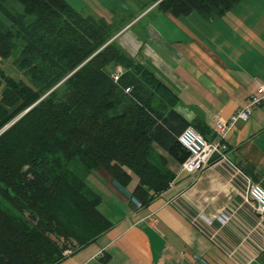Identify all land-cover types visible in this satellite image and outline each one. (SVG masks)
<instances>
[{
    "label": "trees",
    "instance_id": "16d2710c",
    "mask_svg": "<svg viewBox=\"0 0 264 264\" xmlns=\"http://www.w3.org/2000/svg\"><path fill=\"white\" fill-rule=\"evenodd\" d=\"M148 1L209 21L243 0ZM135 19L84 15L67 0H0V60L24 78L0 67V197L18 213L0 206V264H58L70 241L77 251L112 228L89 173L103 170L147 206L175 180L170 163L190 157L178 97L114 39Z\"/></svg>",
    "mask_w": 264,
    "mask_h": 264
},
{
    "label": "crops",
    "instance_id": "0c3cea01",
    "mask_svg": "<svg viewBox=\"0 0 264 264\" xmlns=\"http://www.w3.org/2000/svg\"><path fill=\"white\" fill-rule=\"evenodd\" d=\"M252 9V4L242 6L231 24L240 34L234 47L222 33L214 36L207 29L221 22L226 34L223 19L190 21L164 14L169 27L149 25L154 40L131 36L133 58L178 97L174 110L209 141L218 139L214 122L229 120L264 84V30L247 17ZM227 145L230 161L264 189L263 107L236 124ZM170 170L175 180L147 206L126 198L110 178L89 180L112 228L58 264H195L198 256L207 264H264V221L243 199L244 178L225 165L191 174L170 163ZM98 191L120 204H107ZM222 211L234 214L233 223L221 226L214 219Z\"/></svg>",
    "mask_w": 264,
    "mask_h": 264
},
{
    "label": "rangeland",
    "instance_id": "374dc122",
    "mask_svg": "<svg viewBox=\"0 0 264 264\" xmlns=\"http://www.w3.org/2000/svg\"><path fill=\"white\" fill-rule=\"evenodd\" d=\"M67 1L80 13L84 15H91L96 18H103L112 21L116 19L119 20V18L123 19L130 17L133 19L136 17V19L133 22L127 25L114 38L117 39L119 45L125 51H127L128 54H130L131 56L136 51V46L134 47V44L131 43V36L133 38L136 37L140 39L144 37H148L149 40H154L155 38L152 37V32L149 29V25H153L154 27H158V26L160 27L161 25H165L166 27L170 26L167 20H165L166 17L164 16V13H162L157 9H154L155 8L154 5L150 7L148 0H67ZM246 4L248 5L252 4L254 7V9L250 10L247 17L250 19L251 22H256L258 24L257 27L263 31L264 30V0H243L241 2V5L235 6L223 18H221L225 20L229 25V29L223 26V29L226 31V34L223 31H221V22L219 23L220 26L207 25V29H209L208 31L212 32L214 36L215 35L220 36L222 33L224 35V38L228 39L230 46L234 47L237 41L239 40L240 34L239 32L236 33V31H233V29L231 28V24H233L237 20L238 16L242 13L241 12L242 6H246ZM7 7L15 13L23 12L22 8L14 1H9L7 3ZM152 10L154 11L152 12ZM149 12L152 13L146 16ZM188 19L190 21L201 20L200 17L196 14L191 15ZM205 28L206 26L203 27V29ZM131 44H133V46H131ZM0 67L5 71V73L8 76L13 77L16 80L24 79L23 74L19 72L17 69H15L16 67L12 59H9L7 61L0 60ZM118 69L119 67H116L114 71L112 69L113 71L112 74L115 75ZM62 83L63 81L60 84ZM73 165H77V164L73 162ZM94 177L98 180H104V178L111 179V177L103 170H98L89 173L86 181L88 183V186L94 189L96 188L91 183L94 181ZM89 180H91V182ZM134 185L135 183L132 185V188ZM130 191H131L130 189L122 190L126 198H129L134 204H140L137 200L129 196ZM101 196L103 197V201H105L107 204L112 205L113 202H115L116 204H120L119 202H117V198L114 197L113 195L106 196L101 193ZM0 206L5 211L10 212L11 214H18L17 211L13 207H11L8 203H6V201L1 197H0ZM58 243L61 247L64 246V242L62 240H59ZM66 245L68 249L64 251L63 254L64 257L68 254H71L72 252H74V250L77 249V244L75 241H70Z\"/></svg>",
    "mask_w": 264,
    "mask_h": 264
},
{
    "label": "built area",
    "instance_id": "2783aa9c",
    "mask_svg": "<svg viewBox=\"0 0 264 264\" xmlns=\"http://www.w3.org/2000/svg\"><path fill=\"white\" fill-rule=\"evenodd\" d=\"M123 74L121 67L117 70L113 79L117 82ZM130 92L129 89L126 90ZM257 107L264 108V84L258 86L256 94L252 95L245 106L238 110L231 116L229 120L218 119L214 122V132L218 139L215 141H208L201 136L193 128H187L180 136V142L189 150L190 157L181 166L182 170L187 173H202L206 168L212 165H225L234 176H241L245 180V193L243 199L246 203H251L260 217V221H264V189L259 185L252 184V182L245 177L241 170L235 166L233 162L227 157V139L229 133L235 128L240 121L247 122L252 112ZM141 205V204H138ZM202 219L206 223H210L209 219L205 217ZM221 226H227L233 223L234 214L228 211H222L214 217ZM195 264H207L201 257L196 258Z\"/></svg>",
    "mask_w": 264,
    "mask_h": 264
},
{
    "label": "water",
    "instance_id": "95a60500",
    "mask_svg": "<svg viewBox=\"0 0 264 264\" xmlns=\"http://www.w3.org/2000/svg\"><path fill=\"white\" fill-rule=\"evenodd\" d=\"M157 4H155L154 6H156Z\"/></svg>",
    "mask_w": 264,
    "mask_h": 264
}]
</instances>
